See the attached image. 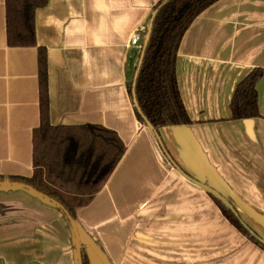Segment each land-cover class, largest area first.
I'll use <instances>...</instances> for the list:
<instances>
[{
  "label": "crops",
  "instance_id": "obj_1",
  "mask_svg": "<svg viewBox=\"0 0 264 264\" xmlns=\"http://www.w3.org/2000/svg\"><path fill=\"white\" fill-rule=\"evenodd\" d=\"M160 0H47L35 11L46 50L51 126L114 131L123 157L89 205L75 211L88 264H264L202 184L264 241V120L231 121L236 85L253 69L264 114V0H220L185 32L175 75L190 125L139 123L127 86ZM39 126L36 48H9L0 0V177L30 178ZM193 180L194 182H192ZM0 264H79L63 212L20 187L0 186Z\"/></svg>",
  "mask_w": 264,
  "mask_h": 264
},
{
  "label": "trees",
  "instance_id": "obj_2",
  "mask_svg": "<svg viewBox=\"0 0 264 264\" xmlns=\"http://www.w3.org/2000/svg\"><path fill=\"white\" fill-rule=\"evenodd\" d=\"M218 1L160 0L154 7L149 41L139 69L136 67L135 81L133 78L127 91L137 121L155 134L162 127L192 123L177 86V52L192 22ZM46 4L47 0H4L7 46L37 49L39 126L32 132V176L0 177V183L32 189L75 221V211L89 205L103 188L123 157L125 146L114 131L99 125H50L46 50L35 40V11ZM141 52L142 48L140 56ZM262 74V69H253L236 85L229 103V120H264L256 91ZM207 193L229 224L264 251V241L219 198ZM79 251V264H88L81 246Z\"/></svg>",
  "mask_w": 264,
  "mask_h": 264
},
{
  "label": "water",
  "instance_id": "obj_3",
  "mask_svg": "<svg viewBox=\"0 0 264 264\" xmlns=\"http://www.w3.org/2000/svg\"><path fill=\"white\" fill-rule=\"evenodd\" d=\"M156 15V11L153 12L151 18H150V21H149V24H148V28H147V32H146V35L144 37V40H143V43H142V52H141V56H140V60H139V63H138V69L141 65V62H142V58H143V53H144V50L147 46V43L149 41V37H150V33H151V28H152V23H153V19ZM137 73L135 74V77H136ZM135 77H134V81H135ZM133 103L135 104V101H133ZM136 105V104H135ZM150 128V127H149ZM192 182H194L193 180H191ZM195 184L199 185L200 187H202L203 189H205L207 192H210L212 194H214L217 198H219L232 212H233V209L232 207L229 205V203L223 198L221 197L219 194H217L216 192H214L213 190H211L210 188L202 185V184H199L197 182H194ZM0 186H14V187H20V188H24L34 194H36L37 196L43 198L44 200L47 201V198L36 193L35 191H33L32 189L28 188V187H25V186H21V185H18V184H10L8 182H3V183H0ZM49 202V201H48ZM58 208V205H54ZM63 212V211H62ZM65 217L67 218L68 222H69V225L75 235V238H76V245H77V252H78V258H79V250H80V246H79V242L77 240V233H76V228H75V224H74V221L67 215V213L63 212Z\"/></svg>",
  "mask_w": 264,
  "mask_h": 264
},
{
  "label": "built area",
  "instance_id": "obj_4",
  "mask_svg": "<svg viewBox=\"0 0 264 264\" xmlns=\"http://www.w3.org/2000/svg\"><path fill=\"white\" fill-rule=\"evenodd\" d=\"M144 37L141 35L140 31H135L132 34L131 40H130V45L131 46H138L140 47L141 44L143 43Z\"/></svg>",
  "mask_w": 264,
  "mask_h": 264
},
{
  "label": "rangeland",
  "instance_id": "obj_5",
  "mask_svg": "<svg viewBox=\"0 0 264 264\" xmlns=\"http://www.w3.org/2000/svg\"><path fill=\"white\" fill-rule=\"evenodd\" d=\"M212 190V189H211ZM214 191V190H213ZM215 192V191H214ZM217 193V192H216ZM218 194V193H217ZM221 196V195H220ZM222 197V196H221Z\"/></svg>",
  "mask_w": 264,
  "mask_h": 264
}]
</instances>
